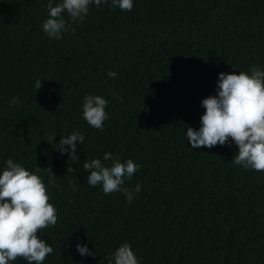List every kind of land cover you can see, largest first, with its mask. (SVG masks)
Returning <instances> with one entry per match:
<instances>
[{"label":"trees","instance_id":"1","mask_svg":"<svg viewBox=\"0 0 264 264\" xmlns=\"http://www.w3.org/2000/svg\"><path fill=\"white\" fill-rule=\"evenodd\" d=\"M47 3L0 0V172L9 158L41 168L58 216L37 233L54 250L43 264H108L124 243L138 264H264V172L231 162V138L192 149L186 137L220 73L264 70V0H133L130 12L102 0L82 24L65 13L62 39L42 30ZM89 94L108 101L103 131L82 118ZM77 130L74 162L56 148ZM106 152L140 165L125 180L141 185L131 203L87 184L83 162L111 166Z\"/></svg>","mask_w":264,"mask_h":264},{"label":"clouds","instance_id":"2","mask_svg":"<svg viewBox=\"0 0 264 264\" xmlns=\"http://www.w3.org/2000/svg\"><path fill=\"white\" fill-rule=\"evenodd\" d=\"M109 0H103L108 4ZM102 0H62L53 6L48 0V18L42 24L43 32L50 39H62V33L68 31L64 14L75 23H83L89 13L90 5L99 7ZM111 8L130 12L133 0H111ZM75 32V28L71 29ZM110 78H115V72H109ZM37 91L42 87V81L35 83ZM108 101L99 95H85L82 103V118L93 128L103 131L104 121L108 118L105 108ZM19 106L20 100L13 97L9 106ZM204 114L200 117V128L195 130L187 127L186 137L192 149L201 147L212 148L216 145L229 144V138L238 147L232 163L243 169L264 172V70L259 66H250V74L240 71L235 73H220L217 79L216 95L202 100ZM55 135L48 137L52 143ZM85 137L77 130L68 136L61 137L56 148L61 154L68 153L74 162L79 161L76 152L77 143L83 144ZM67 146V147H65ZM230 146V145H229ZM103 161H112L107 166L101 159L85 160L83 168L90 175L87 184L102 186L105 195L122 192L128 203L133 201L134 193H139L141 185L137 183L134 189L125 185L140 165L128 159L121 162L118 157L106 152ZM40 167L30 172L20 163L9 158L6 166L0 172V264H9L18 258H23L28 264H43L46 257L53 253V248L41 239L37 233L41 230L55 227L57 210L49 202L50 196L42 178L38 175ZM75 169L68 168V173ZM52 173V172H51ZM56 176L52 173L48 180L54 185ZM76 189L73 188V191ZM76 249L81 256L95 257L86 245L77 244ZM108 264H138L137 257L128 243L122 244L110 254Z\"/></svg>","mask_w":264,"mask_h":264}]
</instances>
